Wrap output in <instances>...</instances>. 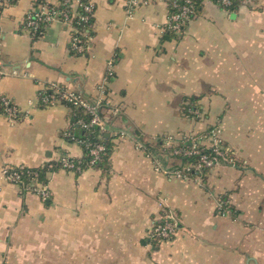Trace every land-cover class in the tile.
I'll return each instance as SVG.
<instances>
[{
  "label": "crops",
  "instance_id": "1",
  "mask_svg": "<svg viewBox=\"0 0 264 264\" xmlns=\"http://www.w3.org/2000/svg\"><path fill=\"white\" fill-rule=\"evenodd\" d=\"M40 1H0V92L21 110L13 119L0 112V264H264V0L234 9L203 0L181 33L167 29V0H148L132 16L126 0H91L83 53L71 49L64 20L31 33L27 15ZM110 59L107 157L81 170L57 164L45 200L4 179L6 165L42 167L65 154L87 162L64 135L72 109L39 96L57 82L97 97ZM215 126L236 165L207 168L200 183L155 168V159L178 162L168 135ZM219 197L232 214L218 212ZM168 213L177 234L153 240V224Z\"/></svg>",
  "mask_w": 264,
  "mask_h": 264
},
{
  "label": "built area",
  "instance_id": "2",
  "mask_svg": "<svg viewBox=\"0 0 264 264\" xmlns=\"http://www.w3.org/2000/svg\"><path fill=\"white\" fill-rule=\"evenodd\" d=\"M5 4H10L14 0H0ZM224 8L232 6L236 1L241 3H251L253 0H215ZM148 0H126L127 13L132 16L134 11ZM169 6V16L167 21V29L181 33L185 26L197 16L195 0H167ZM63 5L62 7H59ZM78 8L83 9V13L78 12ZM170 8L172 9L170 11ZM95 6L91 0H61L60 3L51 4L41 2L27 15L26 24L31 33L35 36L43 33L42 24L48 23L54 19L64 20L72 25L73 33L71 37V49L83 53L89 46V30L85 25L94 17ZM114 62L112 59L107 62V70L99 83L95 98H88L80 91L64 88L57 82L46 84L40 94V103L43 105L66 104L71 109H82L89 118L78 117L71 126L65 131L64 135L71 141H75L82 145L88 154L87 162L74 159L69 155H62L56 161H49L43 164L51 170L57 164L65 169L81 170L85 164H98L107 152L106 145L102 140V134L108 131V120L105 110L109 105L106 98V85L109 77L113 73ZM4 71L0 70L2 75ZM0 105L2 112L9 118H15L21 110L4 94L0 92ZM199 114V113H197ZM195 115V114H194ZM74 124L81 128L90 130L98 129V140L90 136L78 137L74 132ZM125 132H120L123 137ZM165 142L171 147V152L177 158V164L173 166H163L159 159H155L157 170L171 175L176 178L195 177L199 183L202 182L203 172L210 167L218 164L236 165L237 158L228 148L222 136L220 126L211 127L201 134H179L168 135ZM140 147L147 149L149 154L153 151L149 150L144 143L137 142ZM190 161L183 160L193 158ZM39 167H31L24 164L14 166L6 165L2 169L4 179L28 190L33 191L41 196L43 200L50 196V190L47 182L40 180L38 170ZM218 212L220 214H232L233 208L227 198L219 197L217 200ZM179 229V220L176 215L168 213L160 220L155 222L150 230V237L153 240L166 241L173 238Z\"/></svg>",
  "mask_w": 264,
  "mask_h": 264
},
{
  "label": "trees",
  "instance_id": "3",
  "mask_svg": "<svg viewBox=\"0 0 264 264\" xmlns=\"http://www.w3.org/2000/svg\"><path fill=\"white\" fill-rule=\"evenodd\" d=\"M40 1V0H39ZM181 1V0H180ZM203 0H195V3H196V11H197V15H199V13H200V10H201V2H202ZM215 1V0H214ZM41 2H45L44 0H41L39 3H41ZM216 2V1H215ZM217 3V2H216ZM241 2H238V1H236L232 6H230V7H228V8H230V9H234V8H236L237 6H238V4H240ZM218 4V3H217ZM220 5V4H219ZM63 5H60L59 7H62ZM221 6V5H220ZM227 8V9H228ZM78 10V12L81 14V13H83V9L82 8H78L77 9ZM172 9L170 8V11H171ZM93 19V18H92ZM92 19L89 21V24H87V25H85V28H87L88 30H89V26H90V23L92 22ZM169 31H171V30H169ZM172 32V31H171ZM88 35L90 36V31L88 32ZM0 112H2V106L0 105ZM72 113H73V118H74V121L80 116V117H84V118H89V114H87L84 110H80V109H77V110H74V109H72ZM79 127V126H78ZM80 129H82L83 130V132H82V134H76L78 137H87V136H90V137H92L93 139H97L98 140V137H97V135H98V129L97 128H92L93 130V133H90V130H86V129H84V128H81V127H79ZM102 140L104 141V143H105V145H106V148H107V152H106V154L103 156V158H102V160H104L106 157H107V155L109 154V152H110V144H109V140H108V138H106V136H105V133H103L102 134ZM87 152V151H86ZM191 159H195V157H193V158H187V159H183L184 161L185 160H188V161H190ZM101 160V161H102ZM100 161V162H101ZM55 168H57V165L53 168V169H55ZM53 169H51V170H53ZM36 170H38V173H39V178H40V180H43V181H46V175H47V172L48 171H50V169L47 167V165H45V166H42V167H39V168H37Z\"/></svg>",
  "mask_w": 264,
  "mask_h": 264
},
{
  "label": "rangeland",
  "instance_id": "4",
  "mask_svg": "<svg viewBox=\"0 0 264 264\" xmlns=\"http://www.w3.org/2000/svg\"><path fill=\"white\" fill-rule=\"evenodd\" d=\"M199 113V114H197ZM195 114V115H194ZM202 115L201 109L193 108V117L199 118Z\"/></svg>",
  "mask_w": 264,
  "mask_h": 264
}]
</instances>
